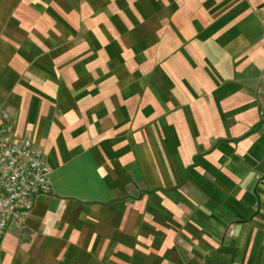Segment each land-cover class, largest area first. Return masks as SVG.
<instances>
[{
	"label": "crops",
	"instance_id": "crops-1",
	"mask_svg": "<svg viewBox=\"0 0 264 264\" xmlns=\"http://www.w3.org/2000/svg\"><path fill=\"white\" fill-rule=\"evenodd\" d=\"M263 74L264 0H0V107L52 185L0 264H264Z\"/></svg>",
	"mask_w": 264,
	"mask_h": 264
},
{
	"label": "built area",
	"instance_id": "built-area-1",
	"mask_svg": "<svg viewBox=\"0 0 264 264\" xmlns=\"http://www.w3.org/2000/svg\"><path fill=\"white\" fill-rule=\"evenodd\" d=\"M257 95L264 135V74ZM12 120L10 110L0 113V246L10 228H26L36 200L52 191L45 154L18 135Z\"/></svg>",
	"mask_w": 264,
	"mask_h": 264
},
{
	"label": "rangeland",
	"instance_id": "rangeland-1",
	"mask_svg": "<svg viewBox=\"0 0 264 264\" xmlns=\"http://www.w3.org/2000/svg\"><path fill=\"white\" fill-rule=\"evenodd\" d=\"M119 6H122V5H119ZM111 16H119L122 20L125 19L124 13L122 12L121 9L120 10H117V9H108V10L105 11V13L103 15V18L104 19H106V18L109 19ZM122 29L125 30L124 26L122 27ZM151 29L153 30L154 34H152L150 36L149 47L153 51L154 49H157V47H158V31H159V28L157 26V27H151ZM126 64H127V61H126ZM6 110H8V108H6V107H0V113L3 112V111H6ZM12 123L15 126V120H14V118L12 120ZM17 132H18V129H17Z\"/></svg>",
	"mask_w": 264,
	"mask_h": 264
}]
</instances>
